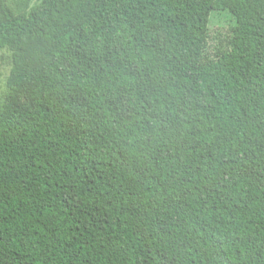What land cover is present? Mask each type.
Segmentation results:
<instances>
[{"label":"trees","instance_id":"16d2710c","mask_svg":"<svg viewBox=\"0 0 264 264\" xmlns=\"http://www.w3.org/2000/svg\"><path fill=\"white\" fill-rule=\"evenodd\" d=\"M2 50L0 264H264V0H0Z\"/></svg>","mask_w":264,"mask_h":264},{"label":"rangeland","instance_id":"374dc122","mask_svg":"<svg viewBox=\"0 0 264 264\" xmlns=\"http://www.w3.org/2000/svg\"><path fill=\"white\" fill-rule=\"evenodd\" d=\"M13 14H28L41 0H7ZM231 22L226 13H212L209 22L208 53L214 56L223 46L227 38ZM12 67L11 53L7 50L0 51V102L6 89V82ZM22 104L27 107L25 98Z\"/></svg>","mask_w":264,"mask_h":264}]
</instances>
